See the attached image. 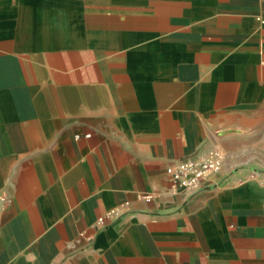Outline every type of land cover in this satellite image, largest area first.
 I'll use <instances>...</instances> for the list:
<instances>
[{
    "label": "crops",
    "instance_id": "obj_1",
    "mask_svg": "<svg viewBox=\"0 0 264 264\" xmlns=\"http://www.w3.org/2000/svg\"><path fill=\"white\" fill-rule=\"evenodd\" d=\"M0 264H264V0H0Z\"/></svg>",
    "mask_w": 264,
    "mask_h": 264
},
{
    "label": "built area",
    "instance_id": "obj_2",
    "mask_svg": "<svg viewBox=\"0 0 264 264\" xmlns=\"http://www.w3.org/2000/svg\"><path fill=\"white\" fill-rule=\"evenodd\" d=\"M222 164V153L212 150L203 159H188L168 166L165 173L174 187L191 196L201 190L211 177L221 173ZM138 197L146 202L153 198L150 194H139ZM113 216L114 213H110L109 217ZM97 222L104 226L103 218H99Z\"/></svg>",
    "mask_w": 264,
    "mask_h": 264
}]
</instances>
